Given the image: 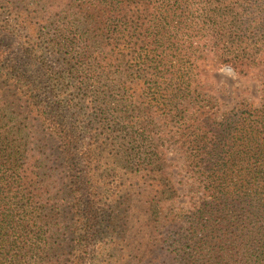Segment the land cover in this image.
<instances>
[{
	"label": "trees",
	"instance_id": "obj_1",
	"mask_svg": "<svg viewBox=\"0 0 264 264\" xmlns=\"http://www.w3.org/2000/svg\"><path fill=\"white\" fill-rule=\"evenodd\" d=\"M225 67L264 87V0H0V264H264V96L223 110Z\"/></svg>",
	"mask_w": 264,
	"mask_h": 264
},
{
	"label": "rangeland",
	"instance_id": "obj_2",
	"mask_svg": "<svg viewBox=\"0 0 264 264\" xmlns=\"http://www.w3.org/2000/svg\"><path fill=\"white\" fill-rule=\"evenodd\" d=\"M13 42L14 44L10 40L15 55L27 59L19 43L16 40H13ZM58 61L60 62L58 63ZM48 62L53 67H63L64 65L62 61L59 60V56L54 55L48 56ZM254 73L256 75L255 77L252 75L243 77L237 75L232 68L225 67L220 71L210 73L204 78L203 91L212 97V99L217 102L223 110H227L237 102L243 101L260 106L263 103L264 96V87L262 79L259 76L262 75V70L257 69ZM92 119L95 122H98L97 116L94 112ZM96 126L100 127L98 125ZM175 158L176 156H173L172 160H175ZM173 173V187H175L177 195L174 199L170 198V200L164 198L161 206L165 215L182 211L188 213L192 210L194 204L198 202L199 197H201L197 185L194 186L191 180L189 181L185 178V174L182 173L179 166L173 171ZM115 257L119 259L118 256L110 251L108 257L104 256L103 264L108 261H115Z\"/></svg>",
	"mask_w": 264,
	"mask_h": 264
}]
</instances>
